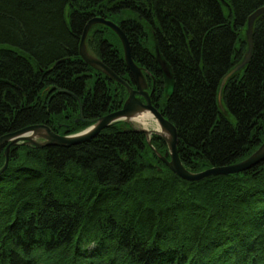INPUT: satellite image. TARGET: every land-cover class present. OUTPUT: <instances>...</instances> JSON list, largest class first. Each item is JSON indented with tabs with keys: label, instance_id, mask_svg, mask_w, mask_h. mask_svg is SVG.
<instances>
[{
	"label": "trees",
	"instance_id": "trees-1",
	"mask_svg": "<svg viewBox=\"0 0 264 264\" xmlns=\"http://www.w3.org/2000/svg\"><path fill=\"white\" fill-rule=\"evenodd\" d=\"M263 6L0 0V137L38 124L70 135L122 106L126 88L80 56L86 24L103 17L120 26L134 61L154 76V103L177 128L185 168L240 162L264 140V14L249 63L223 90L233 121L218 92L244 59L248 18ZM86 46L131 83L113 30L92 26ZM151 144L116 122L70 147H12L0 174V264H264V162L189 181L157 160L168 151L162 137Z\"/></svg>",
	"mask_w": 264,
	"mask_h": 264
},
{
	"label": "water",
	"instance_id": "water-1",
	"mask_svg": "<svg viewBox=\"0 0 264 264\" xmlns=\"http://www.w3.org/2000/svg\"><path fill=\"white\" fill-rule=\"evenodd\" d=\"M262 14H264V6L257 9L248 18V22L246 26L248 48L246 55L244 59L234 68H232V70H230V72L222 79L218 92L219 104L220 101L223 100V90L228 80L232 78V76L235 75V73L243 70L251 59L252 51H253V29L255 22ZM96 24H102L109 27L111 30H113L116 33V35L120 39L124 50L125 63L131 75L133 76L134 82L136 84L135 89L131 87L127 82L122 80L117 74H115V72H113L109 67H107L95 55H93L92 53L91 55L89 53V50L86 46V38L92 26ZM79 49H80V56L87 64L101 70L106 75L120 82L127 88L128 98L124 102L123 107L120 110L102 116L97 120L93 121L92 126L88 127L83 133L59 135L56 134L54 131H52L50 127H48L47 125L38 124V125L27 126L17 131L5 134L4 136L0 137V148L6 145L5 153H4L6 157V161L4 166L0 169V174H2L8 167L9 152L12 147H16L21 144L36 146L38 148H43L46 146H63V147L74 146L91 140L92 138L96 137L101 130L109 127L111 124L115 123L116 121L124 120L126 123H130L132 121L130 120V117H132L135 113H138L143 110L150 111L154 115V118L158 121L161 130L167 133L166 135L158 131L155 132L156 135L162 137L168 145V151L166 152L165 157H163V162L177 176H179L184 180L195 181V180H201L209 176L235 174L251 169L264 161V144H263L249 157L245 158L240 162L230 165H224V166H215V167L207 168L200 172L189 171L188 169L185 168L179 156V152L177 148L178 145L177 129L175 125L172 122H170L168 119H166L161 114V112H159L158 109L152 104L150 98L151 95L147 91L148 86L145 81L142 69L134 62L132 58L130 42L125 32L120 28V26L103 17L92 18L85 26ZM139 96H143L145 98V101H142L139 98ZM80 115H81V120L84 121V119L82 118V108ZM139 130L136 129V131ZM144 131L145 130H143V132ZM146 136H147L148 144L152 146L149 134H147ZM157 154L159 155L161 153L157 152Z\"/></svg>",
	"mask_w": 264,
	"mask_h": 264
},
{
	"label": "bare ground",
	"instance_id": "bare-ground-1",
	"mask_svg": "<svg viewBox=\"0 0 264 264\" xmlns=\"http://www.w3.org/2000/svg\"><path fill=\"white\" fill-rule=\"evenodd\" d=\"M88 24V23H87ZM86 24V25H87ZM85 29V28H84ZM89 33V32H88ZM246 33V32H245ZM247 36V35H246ZM125 60V59H124ZM134 60V59H133ZM135 62V61H134ZM136 63V62H135ZM137 64V63H136ZM138 65V64H137ZM139 66V65H138ZM108 67V66H107ZM141 69H142V72H143V75H144V78H145V81H146V83H147V86L148 87H150V88H153L154 90L156 89V81H155V78H154V76H152L150 73H149V71L148 70H146L145 68H143V67H141V66H139ZM111 69V68H110ZM112 70V69H111ZM113 71V70H112ZM114 72V71H113ZM105 74V73H104ZM116 74V73H115ZM129 75H130V77H131V83L130 82H127V81H125V82H127L131 87H133L134 89L136 88V84H135V82H134V79H133V76L131 75V73H130V71H129ZM108 76V75H107ZM109 78H111L110 76H108ZM112 80H115V79H113V78H111ZM123 80V79H122ZM116 81V80H115ZM165 81H166V76L164 77V86H165ZM116 82H118V81H116ZM120 83V82H119ZM121 84V83H120ZM123 85V84H122ZM124 86V85H123ZM125 87V86H124ZM126 88V87H125ZM126 90H127V88H126ZM171 91H172V89H171ZM171 91L169 92V93H166V90H165V87H164V94H163V96L165 97V98H167L168 96H169V94L171 93ZM166 93V94H165ZM126 99L128 98V90H127V95H126V97H125ZM126 99L124 100V102L126 101ZM145 99V98H144ZM145 101V100H144ZM124 102H123V104H124ZM157 103V102H156ZM123 104H122V106L118 109V110H120L122 107H123ZM153 105L158 109V111L159 112H161V114H162V111L160 110V108L157 106V104H155V103H153ZM220 110H221V108H220ZM115 111H117V110H115ZM115 111H113V112H115ZM227 118L229 117V120H231V121H233L231 118H230V116H228V113H226L225 111H221ZM110 113H112V112H110ZM110 113H108V114H110ZM230 113V112H229ZM231 114V113H230ZM107 115V114H106ZM163 115V114H162ZM103 116H105V115H103ZM164 116V115H163ZM232 116V115H231ZM102 117V116H101ZM165 117V116H164ZM233 117V116H232ZM100 118V117H99ZM166 118V117H165ZM167 119V118H166ZM130 120H132L131 122L132 123H126L124 120H119V121H116L117 123H119V122H121V123H124V124H127V126H128V128L130 129V130H132V131H134V132H137V133H139V134H143V135H145V138H146V140H147V134H149V136H150V141H152V139H153V136L154 135H156V131H158V132H161V133H163V134H166L167 135V133L166 132H164L163 130H161V128H160V125H159V123H158V121L154 118V115L150 112V111H146V110H143V111H140V112H138V113H135L132 117H130ZM151 120V121H150ZM153 121V122H152ZM170 121V120H169ZM115 122V123H116ZM171 122V121H170ZM93 123V122H92ZM92 123L89 125V126H87V127H85V128H82V129H80V130H78L77 132H75V133H73V134H77V133H83V132H85V130L88 128V127H90V126H92ZM114 124V123H113ZM129 124H131V125H129ZM112 125V124H111ZM110 125V126H111ZM176 127V126H175ZM108 128V127H107ZM137 130H139V131H136V129ZM104 129H106V128H104ZM103 129V130H104ZM177 129V128H176ZM103 130H101V131H103ZM143 130H145L144 132H143ZM100 131V132H101ZM99 132V133H100ZM147 133V134H146ZM95 138V137H94ZM93 139V138H92ZM90 141V140H89ZM86 142H88V141H86ZM81 144V143H80ZM264 144V140L262 141V143L259 145V147H261L262 145ZM258 147V148H259ZM2 148V147H1ZM257 148V149H258ZM256 149V150H257ZM255 150V151H256ZM254 151V152H255ZM253 152V153H254ZM4 153H5V150H4ZM10 153V152H9ZM156 154H157V152H156ZM163 157H165V154H157L156 155V158H157V160L158 161H161V162H163ZM168 159V158H167ZM169 160V159H168ZM264 162V161H263ZM163 164L165 165V166H167L164 162H163ZM154 165H158L157 164V162H154ZM168 167V166H167ZM168 169L169 170H171L169 167H168ZM172 171V170H171ZM173 172V171H172Z\"/></svg>",
	"mask_w": 264,
	"mask_h": 264
},
{
	"label": "rangeland",
	"instance_id": "rangeland-1",
	"mask_svg": "<svg viewBox=\"0 0 264 264\" xmlns=\"http://www.w3.org/2000/svg\"><path fill=\"white\" fill-rule=\"evenodd\" d=\"M247 35V34H246ZM247 37V36H246ZM90 54H91V52H89ZM92 55V54H91ZM171 89H172V80H171V78H170V76L169 75H166V81H165V90H166V93H169L170 91H171ZM165 93V94H166ZM220 108H221V110L222 111H225L226 113H228V116H230V118H233L232 116H231V114L229 113V111H228V109H227V107H226V104H225V102L222 100V101H220ZM151 121V120H150ZM153 122V121H152ZM130 123H132V122H130ZM4 147V146H3ZM2 147V148H3Z\"/></svg>",
	"mask_w": 264,
	"mask_h": 264
},
{
	"label": "flooded vegetation",
	"instance_id": "flooded-vegetation-1",
	"mask_svg": "<svg viewBox=\"0 0 264 264\" xmlns=\"http://www.w3.org/2000/svg\"><path fill=\"white\" fill-rule=\"evenodd\" d=\"M147 91L150 93V98H151V102H152V104L154 103V101H155V98H154V92H155V90L153 89V88H150V87H148L147 88ZM139 98L142 100V101H144L145 99H144V97L143 96H139Z\"/></svg>",
	"mask_w": 264,
	"mask_h": 264
}]
</instances>
